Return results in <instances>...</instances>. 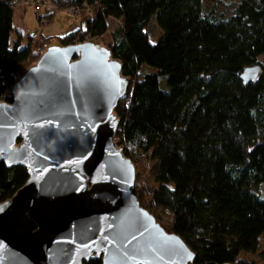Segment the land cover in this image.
<instances>
[{"label": "trees", "instance_id": "1", "mask_svg": "<svg viewBox=\"0 0 264 264\" xmlns=\"http://www.w3.org/2000/svg\"><path fill=\"white\" fill-rule=\"evenodd\" d=\"M20 1L0 0V103L12 104L32 53L12 37ZM231 3L223 14L204 0H80L90 19L57 37L68 46L109 34L130 82L115 109L116 144L149 170L140 205L183 240L193 264H264V0ZM109 20L119 22L111 32ZM254 66L259 75L245 84ZM27 180L24 166L0 161V204Z\"/></svg>", "mask_w": 264, "mask_h": 264}, {"label": "water", "instance_id": "2", "mask_svg": "<svg viewBox=\"0 0 264 264\" xmlns=\"http://www.w3.org/2000/svg\"><path fill=\"white\" fill-rule=\"evenodd\" d=\"M129 85L93 41L51 45L15 80L12 104L0 103V161L24 166L28 180L0 204V264H193L141 207L135 167L114 144Z\"/></svg>", "mask_w": 264, "mask_h": 264}, {"label": "rangeland", "instance_id": "3", "mask_svg": "<svg viewBox=\"0 0 264 264\" xmlns=\"http://www.w3.org/2000/svg\"><path fill=\"white\" fill-rule=\"evenodd\" d=\"M44 1V6H41L38 10L36 9V6H30L29 3L25 5L18 4L15 8L13 16V28L15 29V34H13L12 37H16V32H18L21 35L22 46L30 44L32 47L29 61L18 69L15 80L20 79L30 67L38 62L47 47L51 45L62 46L57 37L68 33L80 23L84 24L87 16L90 15L88 12L89 10L85 6H78L79 10L73 15H70V9L66 8L64 5H61L60 3L55 4L53 0ZM236 1L237 0H204V4L207 8H211L218 4L216 9L223 14H227L229 13L227 4L230 2H232L231 4H235ZM75 6H77V3ZM118 24V21L109 20L108 27L110 28V32ZM29 36H32V38H28ZM89 41H93L100 47L109 49L110 36L109 34H106L100 39L94 38ZM152 41L154 42L155 39H152ZM259 62L264 65V56L260 57ZM141 71L147 74L153 73L152 69L145 66L142 67ZM116 136L117 135H115L114 138V144L117 146L116 143H118V141ZM118 148L122 150L121 147ZM149 176L150 173L146 167L140 166L139 168H135V182L132 188V193L136 196L139 203H141V201L142 203L145 202L144 200L147 198L146 191L148 188ZM259 191L264 194V184L260 185ZM151 215L153 216V214ZM153 217L160 226L164 223V219L158 214L156 217L154 214ZM262 245L264 246V238ZM250 259L254 264H260L256 256H252Z\"/></svg>", "mask_w": 264, "mask_h": 264}, {"label": "built area", "instance_id": "4", "mask_svg": "<svg viewBox=\"0 0 264 264\" xmlns=\"http://www.w3.org/2000/svg\"><path fill=\"white\" fill-rule=\"evenodd\" d=\"M80 0H53V2L60 3L61 5H64L66 8L70 9L69 14L73 15L75 12L79 10L78 6H75L76 3H78ZM30 4V6H36V9L38 10L41 6L43 7L45 4L44 0H22L17 3L18 4ZM90 19V15L87 16L86 20Z\"/></svg>", "mask_w": 264, "mask_h": 264}]
</instances>
